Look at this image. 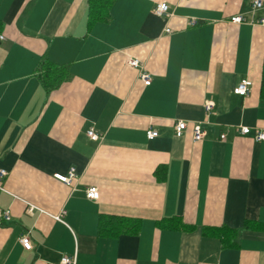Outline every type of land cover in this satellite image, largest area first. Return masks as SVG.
<instances>
[{"label":"crops","instance_id":"obj_1","mask_svg":"<svg viewBox=\"0 0 264 264\" xmlns=\"http://www.w3.org/2000/svg\"><path fill=\"white\" fill-rule=\"evenodd\" d=\"M251 4L113 0L98 19L89 0H0V264H264V0ZM71 167L70 185L54 178Z\"/></svg>","mask_w":264,"mask_h":264},{"label":"built area","instance_id":"obj_2","mask_svg":"<svg viewBox=\"0 0 264 264\" xmlns=\"http://www.w3.org/2000/svg\"><path fill=\"white\" fill-rule=\"evenodd\" d=\"M262 6V0H252V4H251V9L256 10L259 9ZM167 9L168 6L166 3L164 2H159L157 3L154 8H153V13L159 17L165 16L167 13ZM243 20V17L241 16H234L231 18V21L234 23H239ZM190 25L193 24V21L189 22ZM260 24L262 26H264V18L260 19ZM165 32H169V29L166 28ZM4 39V36L0 34V41ZM129 64L131 66H137L138 65V61L136 59H132L129 60ZM140 78L142 79L143 83L145 85H148L150 83V79H149V75L146 73H141L140 74ZM250 81L248 79H242L233 89V92L235 94L238 95H246L248 93L249 90V86H250ZM213 104L210 102H207L205 104V110L206 111H210L212 109ZM187 124L185 121L182 120H177L174 123V131H175V135L176 136H180L185 130H186ZM192 139L193 141L197 142L200 141L203 137L204 131L203 128L201 127L200 123H194L192 125ZM240 133L242 134H247L249 132V128L246 126L240 127L239 129ZM87 136L91 139V140H97L99 137L98 135L95 133V131L93 129H88L86 131ZM157 136V132L156 131H147V138L148 139H153ZM221 138H223L224 136L221 135ZM255 139L256 140H264V131H257L255 133ZM5 174L4 170H0V178H2ZM54 178L57 179L58 181L62 182L63 184L66 185H70L71 182L73 181V179L76 177V173H75V169L73 167L69 168L67 170L66 173H55ZM2 189L1 185H0V190ZM98 190L96 187H89L86 190V197L89 199H97L98 198ZM2 216L5 218H8L9 216V212L8 211H4L2 213ZM19 242L21 244V246L25 249V250H29L31 249V242L29 239V236L27 234H22L19 237ZM57 264H75V257L74 256H69V255H65V254H61Z\"/></svg>","mask_w":264,"mask_h":264},{"label":"trees","instance_id":"obj_3","mask_svg":"<svg viewBox=\"0 0 264 264\" xmlns=\"http://www.w3.org/2000/svg\"><path fill=\"white\" fill-rule=\"evenodd\" d=\"M113 0H89V15H93L96 18L102 17V15L106 14L109 6L111 5ZM264 75V72H262ZM262 90L261 93H264V76H262Z\"/></svg>","mask_w":264,"mask_h":264}]
</instances>
